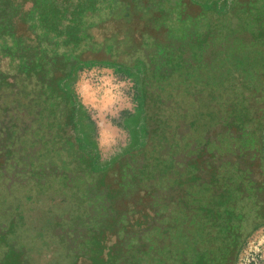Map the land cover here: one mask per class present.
Segmentation results:
<instances>
[{
  "label": "flooded vegetation",
  "instance_id": "obj_1",
  "mask_svg": "<svg viewBox=\"0 0 264 264\" xmlns=\"http://www.w3.org/2000/svg\"><path fill=\"white\" fill-rule=\"evenodd\" d=\"M11 1L20 5L15 35L48 71L26 79L12 58L1 59L0 109L12 97L26 128L13 119L0 128V212L8 210L0 213V264H235L264 224V84L233 79L249 34L237 10L250 0L228 16H218L214 0L102 3L84 14L87 37L66 48L36 20L45 0ZM97 60L143 77L148 137L100 170L85 154L84 111L67 98L69 80L57 85L70 64ZM19 164L23 175L9 181Z\"/></svg>",
  "mask_w": 264,
  "mask_h": 264
},
{
  "label": "rangeland",
  "instance_id": "obj_2",
  "mask_svg": "<svg viewBox=\"0 0 264 264\" xmlns=\"http://www.w3.org/2000/svg\"><path fill=\"white\" fill-rule=\"evenodd\" d=\"M201 1L205 4H210L211 0ZM235 1L236 5L238 4V6H241L246 0H214V2H216V13H218V16H228L230 7L234 5ZM77 2V9H83L85 7L80 0H73V2L67 4V6L71 8L77 5ZM53 4H56L61 11L62 8L66 6L64 0H56ZM69 14L70 12L66 14V17H68ZM67 19H69V17ZM65 21L66 20L61 21L62 27L65 26ZM244 23L245 21H243V24ZM16 30L23 32L25 29L21 27ZM62 39L63 37L54 35L52 38L54 41H62ZM63 47H67L65 43H63ZM184 53L186 55L185 51ZM6 65L7 62L3 61L0 63V68L3 69ZM115 68L117 67L101 64L97 60L95 64L81 66L77 70L71 83V89L75 96L76 103L80 104L84 111V131H86V135L88 136L87 142L86 139H83V143L87 145L85 149L88 152H85V154L94 162L97 170L112 168L113 164L124 158L127 152H134L142 148V145L145 144V139L148 138L146 134L147 129H143L146 122L144 119V106H141L139 96L140 84L143 77L139 73H135L133 66L130 67L133 75L119 72ZM241 74H244L246 77ZM238 75V84L249 83L251 81L250 79L261 81L258 83L259 85L264 84V65L262 63H255V66H242L239 68L238 74L233 76V79H236L235 77ZM243 78H245V80L247 79V82ZM4 99L3 102L5 104L3 103V105L6 107L0 109V128L11 126L9 122L10 119L17 122V115H13L11 111L13 106L8 103L12 97H5ZM8 111L9 114H7ZM19 123L20 124L17 122V125L20 130L21 128L22 130L26 128V120ZM147 128L150 129V126ZM1 133L0 131V135ZM81 133L80 130H77L74 132V135L81 138ZM258 137L262 147L261 151L264 164V119L258 131ZM2 144L3 143L0 145V151L2 149ZM11 150L14 153L18 152L20 155L19 158H23L25 155V151H21L20 147H13ZM27 154H31L30 149ZM20 165L21 164H19V166ZM24 171L25 168H21V166L18 168H10L5 176L10 178L9 181L13 182L18 180L23 175ZM2 187L0 183V190ZM43 205L42 207H46V202H43ZM46 209H49V207H46ZM17 210L22 212L21 209L13 207L10 213H17ZM1 212L8 213V210L6 209ZM38 212L39 211H34V215L37 218L41 216ZM52 212L53 208L50 213L52 214ZM26 222L31 225L29 220ZM23 225L26 226V223L23 222ZM50 253L51 252L47 251L46 257H49ZM55 262H57L56 257L54 258V263ZM235 264H264V224L256 227L255 230L246 237L237 255Z\"/></svg>",
  "mask_w": 264,
  "mask_h": 264
},
{
  "label": "trees",
  "instance_id": "obj_3",
  "mask_svg": "<svg viewBox=\"0 0 264 264\" xmlns=\"http://www.w3.org/2000/svg\"><path fill=\"white\" fill-rule=\"evenodd\" d=\"M54 1L56 0H45V13H40L39 15L41 18L36 17V20L43 23L45 29L51 32L54 36L63 37L62 42L68 45L80 41L82 37H87V34L82 35V26L84 22H86L84 20V14L86 11H94L97 9L96 7L102 3L107 5V7H113L117 4L116 0H80L85 7L83 9H77L78 2L77 5L69 8L67 4L73 2V0H64L66 6L62 8L61 11L56 4H53ZM214 4L215 2H213V5ZM248 4L249 6L245 7L243 12L241 9L237 10L239 13L237 17L239 19V27L247 25V30H245V32H249V34L247 33V37L244 38L246 44L243 47L246 48L244 51L246 56L241 61V63L247 67L251 65L255 66V63L264 64V0H250L248 1ZM237 6L238 5H236L235 2L234 7L237 8ZM72 8H74L75 11H72ZM19 9L20 5L14 4L11 0H0V63L3 62L1 60L2 58L4 60L12 58L18 69V73L22 74V76L27 79V76L31 73L38 75L39 73L47 72L48 68H46L45 65H47L48 61L47 59L45 60L44 57L30 58L28 53L31 48L25 46L21 37L15 35L13 18L18 14L17 10ZM68 12H70L68 16L69 19L66 17ZM57 14H60V17L62 18H58ZM62 19L68 20V23L63 27L61 26ZM243 21H245L244 24ZM243 28L245 29V27ZM91 64L92 63H83L77 65L72 63L67 70L64 71V75L58 78L57 85L63 84L64 86L66 81L69 80L68 87L65 88L68 91L67 98L70 99V95L73 94L71 83L77 70L83 65L87 66ZM53 65H56L55 61H53ZM79 108L82 109L80 104Z\"/></svg>",
  "mask_w": 264,
  "mask_h": 264
}]
</instances>
